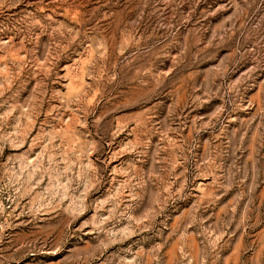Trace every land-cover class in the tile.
I'll return each mask as SVG.
<instances>
[{"label": "rangeland", "instance_id": "rangeland-1", "mask_svg": "<svg viewBox=\"0 0 264 264\" xmlns=\"http://www.w3.org/2000/svg\"><path fill=\"white\" fill-rule=\"evenodd\" d=\"M0 264H264V0H0Z\"/></svg>", "mask_w": 264, "mask_h": 264}]
</instances>
